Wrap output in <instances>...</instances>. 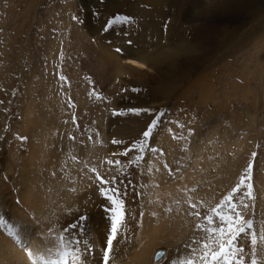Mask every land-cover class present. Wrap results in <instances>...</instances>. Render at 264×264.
<instances>
[{
	"label": "rangeland",
	"instance_id": "obj_1",
	"mask_svg": "<svg viewBox=\"0 0 264 264\" xmlns=\"http://www.w3.org/2000/svg\"><path fill=\"white\" fill-rule=\"evenodd\" d=\"M116 16L132 22L109 26ZM129 54L157 62L134 65ZM56 104L63 112L52 148L63 155L74 152L78 164L96 163L101 176L116 178L106 187L117 189L125 205L124 226L114 241L117 249L126 246L122 258L131 257L144 221L155 220L154 212L166 222L157 231L172 230L168 220H178V202L170 208L164 197L154 209L153 201L163 196L152 194L158 184L178 187L186 177L197 199L181 211L179 233L185 238L155 248L191 255L186 245L198 247L192 241L206 238L196 225L239 183L251 162L252 198L244 195L245 185L235 199L248 205L242 214L254 221L256 258L264 264L259 239L264 236V0H0V175L13 188L28 149V139H20L27 138L26 120L52 115ZM153 118L159 125L144 151L137 152L133 145ZM109 160L121 163L109 165ZM69 168H58L63 178L72 175ZM91 175L93 188L76 186L71 199L57 204L65 211L51 220L57 232L85 215L88 219L86 209L95 214L102 209L107 213L102 220L98 214L91 218L107 239L110 204ZM191 203L199 217L191 214L196 211ZM250 240V233L237 240L245 264H251Z\"/></svg>",
	"mask_w": 264,
	"mask_h": 264
},
{
	"label": "bare ground",
	"instance_id": "obj_2",
	"mask_svg": "<svg viewBox=\"0 0 264 264\" xmlns=\"http://www.w3.org/2000/svg\"><path fill=\"white\" fill-rule=\"evenodd\" d=\"M129 55L130 56L127 57L128 63H133L134 65L145 67V65H148L145 60H148L149 64L155 66L153 62H157L154 57L149 55L143 57L140 54L135 56L136 58H134V55ZM62 112L63 111L59 105L56 104V109L52 108L51 110L52 115L47 114L43 117L44 119H42L33 114L28 121L26 120L25 135H27L28 139V149L25 150L26 153L24 152L26 155L25 158L21 156L22 159L18 163L20 167L19 171H17L16 187L13 188L9 183L3 182L2 175H0V194H2V196L0 195V198L2 197L0 205H4L3 208H0V217H3L9 224H11L14 230L17 227L20 228V234L24 237L28 249L26 251L25 245L17 243L7 234V229L0 226V264H33V260H36L37 264H40L39 258L41 256L45 258L52 257L55 254L57 247L56 242L52 237L58 236L62 230L57 232L60 228L53 227L54 225L53 223L51 224V220H55V217L60 216L65 212L58 208L57 204L62 203L65 199L69 200L71 195L73 196L71 193H75L73 188L79 186L91 188L93 185L92 181H90L92 176L91 169L96 167V163L85 162L84 164H78L74 152L67 151L65 155L58 154L59 149L55 151L56 148H52L53 144H50L57 128L56 121L59 120ZM68 128L69 126L65 127V130H68ZM61 134L62 136L60 135V139L66 144V141H64L65 133L62 132ZM193 154H197L196 162L198 153L194 152ZM15 155L13 156L15 157ZM58 155H60L59 159H57V157H59ZM75 163H77L78 167L73 166ZM65 165L68 168L69 166H72L69 168L72 170V175H67L63 178V175H61L58 168H63ZM61 172L63 174V171ZM159 178H161V174L156 172L155 180ZM5 181L7 182L6 179ZM192 182L193 181L189 177H186L182 186L177 187L170 184H158V187L152 195L155 197L161 195L163 197L157 198V201H153V208L159 209L161 202H164V197L166 198L165 202L168 203L170 208L174 207L176 202H178L176 206L178 220H172L170 223V220H168V224H170L172 229L170 232L164 233L157 231V228L161 225H166V222L164 221L165 218L161 219L160 216H157V213L154 212L152 215L155 217V220L153 218L152 221H144L143 232L138 236V246L136 248L133 247L131 257L122 258L121 256H123L124 253H121V251L126 246H119L117 249L115 246L118 244L117 243L114 245L110 264H113V259L117 257L121 259L114 264H170L173 259L177 258V260H179L183 258L184 254L182 252L184 250L178 251L177 254H174L173 251L169 253V249H167L165 257L159 260L154 259V254L159 249V247L155 248L159 242H167L166 244L170 245V240H175L176 238H178V242L184 240L185 237L181 236L179 233V223L181 222L182 208L190 201L192 202L197 199V197L191 192ZM71 187L73 191H70ZM53 191H55L54 194ZM60 191H62V193H60ZM80 193L81 192H79V194ZM63 207V209H65V206ZM89 210L90 208L86 209V212L89 214L88 219L83 221L80 219L79 221V224L86 229L87 240L90 241L88 245L82 243L80 248H91L90 252H82V264H84L85 261L88 264H102L100 263V261H102V250L106 247L107 239L102 238L101 229L99 228V230L95 226L96 220L92 221L93 218L91 217L98 214L99 218L102 220L104 218L103 213H105V215H107V213L102 209L97 211L96 214ZM157 212L160 213L159 210H157ZM145 219H147V217ZM88 221H91L89 225L87 224ZM96 222H98V220ZM73 231L75 230H70L71 233H73ZM176 231H178V233H176ZM75 232L77 233L74 234L80 235L78 230ZM81 239H83V237H81ZM29 240L30 243H27ZM29 251L31 252V255L28 254ZM174 256H176V258Z\"/></svg>",
	"mask_w": 264,
	"mask_h": 264
},
{
	"label": "snow or ice",
	"instance_id": "obj_3",
	"mask_svg": "<svg viewBox=\"0 0 264 264\" xmlns=\"http://www.w3.org/2000/svg\"><path fill=\"white\" fill-rule=\"evenodd\" d=\"M74 19H76L74 17ZM132 18L127 16H116L110 20L109 26L113 24H124L131 23ZM119 51V49H117ZM61 80L65 77L61 76ZM133 91H139L133 89ZM131 111L139 114L140 109H132ZM147 111V110H144ZM163 115V113H160ZM159 119L153 118L151 123L148 125L146 130L143 132V139L133 145V148L137 152H143L145 149V141L150 139L153 135L154 130L159 125ZM21 140L27 139L26 137H20ZM91 139V138H90ZM113 143H121V141H113ZM130 148L123 153L127 156ZM151 151L156 152L157 149L153 148ZM255 157L256 153L252 154ZM143 157L140 155L136 156V160H142ZM109 165H119V160L107 161ZM252 163L248 164V168L245 174L241 176L239 183L213 207L207 210V214L203 217V223L197 224L196 228L206 233V238L201 241L193 240L192 244H198V247H192V245H186L191 249V255L183 257L179 260L173 259L170 264H245L244 249L237 246V240L241 234H249L251 236L250 244L252 248L251 264H260V261L256 258V246L258 243L257 233L254 229V221L249 219L245 220L242 214V208H247L248 205L241 199L239 202L236 201V194L240 192L241 187L247 186V192L244 194L248 199L252 198V185L248 183L251 180ZM167 167V165H165ZM95 173L96 180L102 185L100 187V193L104 195L109 201L111 213L110 219V231L106 240V247L102 250V264H110L112 253L114 250V241L117 240L120 234L124 222H125V205L123 200L119 198L118 190L115 188L106 187L110 182L114 183L116 178L112 177L109 181L105 177L101 176L100 173L95 169H91ZM190 207L196 209L195 212L191 213L199 217L201 212L195 203H191ZM171 211V209H168ZM86 217H81V221L85 220ZM0 226L7 229V234L12 237L17 243L25 245L26 251L27 244L25 243L24 237L20 234V228L13 229V226L9 224L3 217H0ZM70 229H78L80 235L70 233ZM251 230V231H250ZM83 237V239H81ZM52 239L56 242L55 254L50 258L41 256L39 258L40 264H82L83 256L82 252H90L91 248L85 247L80 248V245H88L90 241L87 240L86 229L80 224L69 225L68 228L62 230L58 236H53ZM260 240H264V236L259 237ZM30 243V240L27 242ZM31 255V252L28 253ZM165 257L163 251L156 254V259L159 260ZM33 264H37L36 260H33Z\"/></svg>",
	"mask_w": 264,
	"mask_h": 264
},
{
	"label": "water",
	"instance_id": "obj_4",
	"mask_svg": "<svg viewBox=\"0 0 264 264\" xmlns=\"http://www.w3.org/2000/svg\"><path fill=\"white\" fill-rule=\"evenodd\" d=\"M161 251H163L164 253L166 252V250H163V249H159V250H157V251L155 252L154 259H156V254H157L158 252H161ZM156 260H157V259H156Z\"/></svg>",
	"mask_w": 264,
	"mask_h": 264
}]
</instances>
